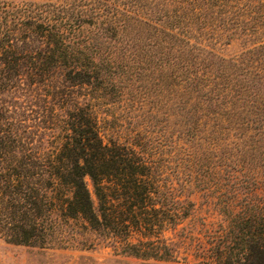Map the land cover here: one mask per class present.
<instances>
[{"label": "trees", "instance_id": "16d2710c", "mask_svg": "<svg viewBox=\"0 0 264 264\" xmlns=\"http://www.w3.org/2000/svg\"><path fill=\"white\" fill-rule=\"evenodd\" d=\"M16 1L25 2L0 0V238L43 247L49 231L70 218L125 240L135 230L155 233L153 215L137 218L132 209L155 208L153 201L171 190H161L142 153L105 141L92 104L118 86L119 66L127 70L140 59L133 44L116 40L105 57L111 37L67 34V24L80 26L76 13ZM256 57L228 60L193 46L183 57L161 59L181 68L182 91L197 99V120L200 112L243 110L264 149V63ZM217 194L214 226L196 234L183 226L178 237L196 242L204 264H264V181H230ZM187 202L182 208L192 206ZM162 242L128 247L137 257L175 258L177 245Z\"/></svg>", "mask_w": 264, "mask_h": 264}, {"label": "rangeland", "instance_id": "374dc122", "mask_svg": "<svg viewBox=\"0 0 264 264\" xmlns=\"http://www.w3.org/2000/svg\"><path fill=\"white\" fill-rule=\"evenodd\" d=\"M22 1L16 3L62 8L65 17L76 13L80 26L67 24V34L111 37L104 47L105 57L113 54L110 49L116 40L133 44V53L140 59L127 70L118 67L116 91L98 93L92 100L94 112L105 141L142 153L161 190L171 191L153 201L152 210L139 204L132 209L137 218L153 215L160 224L153 234L135 230L125 240L98 232L85 219L70 218L49 231L43 247L0 238V264H204L195 257L196 242H183L177 231L186 226L196 234L201 226H214L220 216L217 191L230 181H264V149L243 110L238 114L240 109L224 106L226 110L219 113L200 112L197 120V99L182 91L186 77L181 68H168L163 59L168 54L183 57L194 46L196 51L210 50L228 60L258 55L261 65L264 0ZM201 72L207 73L205 68ZM187 201L192 206L182 208ZM148 240L177 245L175 258L137 257L128 247V242Z\"/></svg>", "mask_w": 264, "mask_h": 264}]
</instances>
